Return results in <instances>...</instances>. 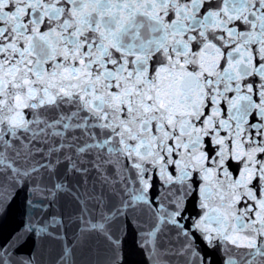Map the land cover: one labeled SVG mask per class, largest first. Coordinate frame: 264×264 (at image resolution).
<instances>
[{"label":"snow or ice","instance_id":"obj_1","mask_svg":"<svg viewBox=\"0 0 264 264\" xmlns=\"http://www.w3.org/2000/svg\"><path fill=\"white\" fill-rule=\"evenodd\" d=\"M0 264H264V0H0Z\"/></svg>","mask_w":264,"mask_h":264}]
</instances>
